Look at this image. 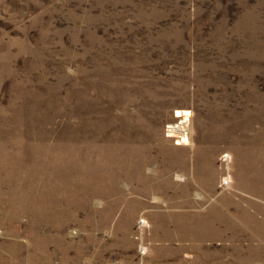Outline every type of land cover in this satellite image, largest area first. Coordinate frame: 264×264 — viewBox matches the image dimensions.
Segmentation results:
<instances>
[{"label":"rangeland","instance_id":"1","mask_svg":"<svg viewBox=\"0 0 264 264\" xmlns=\"http://www.w3.org/2000/svg\"><path fill=\"white\" fill-rule=\"evenodd\" d=\"M263 156L264 0H0V264H264Z\"/></svg>","mask_w":264,"mask_h":264},{"label":"bare ground","instance_id":"2","mask_svg":"<svg viewBox=\"0 0 264 264\" xmlns=\"http://www.w3.org/2000/svg\"><path fill=\"white\" fill-rule=\"evenodd\" d=\"M189 113L190 111L188 110H184V109H177L176 110V115L175 117H179L181 118V120L179 121V124H178V132H177V136L179 138H183V139H187V136H186V124H187V120L189 119ZM170 129V128H169ZM94 148V147H93ZM263 153V152H262ZM264 157V156H263ZM248 164V163H247ZM249 165V164H248ZM253 167V166H252ZM255 167V166H254ZM252 173V172H251ZM53 175V174H52ZM250 175V174H249ZM230 178V177H229ZM256 179V178H255ZM228 182V181H227ZM250 182V181H249ZM229 183V182H228ZM251 184V183H250ZM229 188V187H228ZM241 191V190H240ZM239 191V192H240ZM244 194V193H243ZM154 199H156L154 197ZM158 200V198H157ZM261 201V200H260ZM252 202V201H251ZM263 202V201H262ZM196 224V223H195ZM185 227V226H184ZM189 227V226H188ZM196 227V226H195ZM186 228V227H185ZM191 231V230H190ZM137 232V231H136ZM199 232V230H198ZM185 234V233H184ZM194 233H192L191 235H193ZM198 234V233H197ZM188 235V233H187ZM190 235V234H189ZM185 236V235H184ZM204 236V235H203ZM194 237V235H193ZM200 237V236H199ZM194 238H198V237H194ZM203 238V237H202ZM191 239V238H190Z\"/></svg>","mask_w":264,"mask_h":264},{"label":"built area","instance_id":"3","mask_svg":"<svg viewBox=\"0 0 264 264\" xmlns=\"http://www.w3.org/2000/svg\"><path fill=\"white\" fill-rule=\"evenodd\" d=\"M170 128V127H169ZM169 128H168V130H169Z\"/></svg>","mask_w":264,"mask_h":264}]
</instances>
